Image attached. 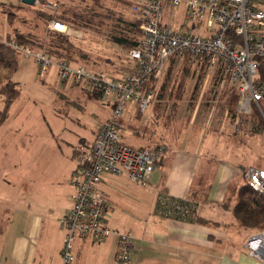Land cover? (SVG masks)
<instances>
[{"label": "rangeland", "instance_id": "obj_1", "mask_svg": "<svg viewBox=\"0 0 264 264\" xmlns=\"http://www.w3.org/2000/svg\"><path fill=\"white\" fill-rule=\"evenodd\" d=\"M133 1L137 2L138 0H37L35 5L25 4L22 0H14V2L10 0L11 5L7 9L15 12V15L12 16L14 23L10 27L6 16L4 18L0 16V34L5 35L14 29L15 32L30 31L40 36L36 39L37 42H43L48 46L53 35L50 23L61 16L64 10L71 9L78 13L93 10L95 14H99L107 12V9L103 11L102 6H104L117 14L111 15L112 17L121 15L137 20L139 23L138 17L132 9ZM185 13L184 5L177 10L166 8L163 22L175 27L184 19ZM105 16L74 24L64 20L67 31L61 33L65 37L71 36L74 51L70 50L71 55L65 53L63 55L74 67H89L87 65L89 64L92 69L104 72L109 77H120L126 75L132 66L129 62L130 47L110 39L112 35L117 34L116 21H102L106 19ZM194 59L190 53L176 54L170 58L165 72L171 76L167 84L169 85L168 89L165 90L166 93L163 97L155 99L152 108L141 112L136 110L135 100L128 102L124 116L121 118L124 123L118 130L125 141L135 145L141 143L127 126L125 119L127 114L135 117L136 127H141L145 122H149L145 134L151 137L152 141H157L154 143L155 145L160 142L184 150L191 149L188 145H183L190 138H188L186 128L193 126L192 123L195 120L192 118L195 112L198 119L202 120V123L197 127H203L207 123H212L211 126H213L216 121L219 122L222 119L220 117L225 110V102L222 101L224 94L219 95V91L224 87L216 83L217 73L211 75V72L207 71L205 76L200 63ZM17 60L20 63V68L12 77L18 82L17 87L20 88L21 95L17 97L12 110L13 104L10 106L8 117L0 126V129L5 126L0 133V227L2 226L1 233H3V227H10L13 236L25 231L31 226L33 217L46 210L48 199L45 194V186L49 181L48 177L40 175L53 164L52 161L48 162V159L56 157L54 155L56 152L61 154L62 149L73 147L81 139H92L95 131L100 129L110 116L113 107V104L111 106L105 104L107 103L106 99L92 98L86 95L83 91L85 87L83 83L71 86L72 90L68 92H60L62 83L55 76L56 67L54 65L51 66L49 75L43 81L40 80L39 67L33 58L19 53ZM188 65L189 67H187ZM185 66L195 73L188 81L186 92L179 97L181 93L177 94L172 91L171 87L177 85ZM8 70L0 67V77L3 81L1 86L6 83L5 76L11 72ZM113 97V95L108 96L110 100ZM217 99L218 103L215 102ZM4 103L5 99L1 97L0 111L4 108ZM213 107L216 108L218 117L214 121L211 117ZM246 126L247 132L243 131L236 137H225L220 147L212 150L221 158L223 157L224 163L231 168L244 171V174L234 177L231 183L233 187L246 180L247 169L251 166L264 168V118L259 111L254 118L247 120ZM196 129L200 130V128ZM204 132L206 133V131ZM206 136H202V138L204 139ZM211 136L212 133L209 131L205 144L201 138L192 139L189 142L190 145H194V149L202 150L203 158L199 167L198 179H201L205 186L212 179L215 169V164H209L207 161L208 158L215 157L207 154ZM83 143H92V141L79 142L76 148ZM212 145L211 143V147ZM61 158H57L58 166L62 164ZM124 175L121 173L116 176L124 177ZM108 176L100 183L99 187L109 200L112 199V195L119 203L112 219L109 218V222L123 230L135 227L136 233L139 232L138 225L141 224V220L145 221L143 213L147 215L141 205L142 200L125 201L124 197L130 194L139 195L143 189H140L138 184H142L130 181L126 184L120 181L117 183L115 179L109 185ZM119 189H121V195H116ZM68 202L67 198L65 204ZM3 206L10 208V212ZM66 214L67 212L64 215ZM60 220L59 224L65 236V230ZM5 223L8 226L4 225ZM6 235L10 239L5 230L3 236ZM50 237L53 238V236ZM0 258L3 259L1 254Z\"/></svg>", "mask_w": 264, "mask_h": 264}, {"label": "built area", "instance_id": "obj_2", "mask_svg": "<svg viewBox=\"0 0 264 264\" xmlns=\"http://www.w3.org/2000/svg\"><path fill=\"white\" fill-rule=\"evenodd\" d=\"M182 5L186 13L181 23L175 27L164 24L165 9L177 10ZM132 9L142 37L139 45L129 50L131 70L120 77H109L87 66L74 67L64 59L54 58L44 47L36 49L0 36V43L34 59L40 80H46L54 65L60 83H83L91 90H100L106 105L113 104L94 142L83 143L75 151L76 167L70 180L74 187L72 206L60 220L65 230L61 264L74 263L78 239L101 244L112 235L118 238L116 264H130L134 236L109 225L112 206L99 186L107 175L121 173L146 185L168 153L165 145L133 147L118 130L129 101L135 100L141 112L152 107L172 56L190 53L201 65L208 64L210 70H222L221 85H228L239 96L233 117L235 130L247 127V120L254 118L257 111L264 118V80L259 78L264 64V0H138ZM50 28L67 31L66 23L58 19L50 23ZM109 95L114 96L112 100ZM245 177L264 196V168L251 166ZM182 199L159 195L157 213L192 218L197 214V204L189 205L192 215L177 202ZM245 248L264 263V229L250 234Z\"/></svg>", "mask_w": 264, "mask_h": 264}, {"label": "crops", "instance_id": "obj_3", "mask_svg": "<svg viewBox=\"0 0 264 264\" xmlns=\"http://www.w3.org/2000/svg\"><path fill=\"white\" fill-rule=\"evenodd\" d=\"M3 4L10 6V0H0V16L3 18L6 16L7 21L8 17ZM18 68H20V63ZM211 75H213L212 72ZM218 85L221 83L219 82ZM60 87L62 93L72 90L71 87ZM222 87L224 89L219 91V95L224 94L222 101L225 102V110L220 117L222 119L219 122L216 121L213 126H211L212 123H207L203 127H197L202 123V120L198 119L195 112L192 118L195 122L190 121L193 126L186 128L188 138H190H187V142L183 145H188L191 149H176L166 144L168 153L149 177L148 183L146 185L138 184L143 190L139 192V195L130 194L124 197L125 201L142 200L141 205L147 215L143 213L145 221L141 220V224L138 225L139 232L136 233L135 227L123 230L109 222L112 228L133 234L134 248L130 264H264L249 255L245 248L248 236L259 230L243 225L234 215L232 209L235 201V188L231 183L234 177H239L244 174V171L231 168L224 163L223 157L221 158L215 151H212L214 148L220 147L223 143L222 140L225 137H230L235 130L234 119L230 114V93L233 90L228 85ZM16 99L13 101V105L11 104V110L14 108ZM215 102L218 103L219 100L217 99ZM211 117H213V121L218 118L215 107L212 109ZM125 119L127 126L141 142L139 145H135L124 140L127 144L139 148L155 145L154 143L157 141H152V138L145 134L149 122H145L141 127H136L137 122L134 116L131 117L127 114ZM4 127L0 129V133ZM196 128H200V130ZM241 130L247 132L248 128L243 127ZM98 131L99 129L95 131L92 139H81L79 142H94ZM209 131L212 136L208 142L209 151L207 154L215 157L208 158L207 161L209 164L214 163L215 169L209 184L204 186L201 179H198L199 167L203 158L202 150L194 149V145H190L189 142L192 139L201 138L205 144ZM205 135L207 136L203 139L202 136ZM78 143L73 147L62 149L61 154L56 152L54 154L56 157L48 159V162H53L51 167L40 175L48 177L49 181L45 186V194L48 199L46 210L41 211L40 215H35L30 223L31 226L15 236L10 232V227H3V233H1L2 226L0 227V254L3 258H0V264L62 263L61 251L64 231L61 230L59 220L72 205L71 195L74 192V187L70 180L76 167L75 148ZM59 157H62L61 166H58L57 158ZM121 177L123 176L109 175L107 178L109 185L115 179L117 183L118 181L124 184L128 181L135 183L126 174L123 178ZM120 190L116 195H121ZM191 193L199 196L198 199L193 198ZM161 194L192 199L198 206V220L192 221L159 215L157 204ZM67 198L69 202L65 204ZM111 198L112 213L109 214V218L112 219L119 203L112 195ZM4 208L10 212V208L7 206ZM4 225L8 226L7 223ZM5 230L10 239L7 235L3 236ZM117 248L118 238L116 235H112L101 244L94 243L89 239H78L75 244L76 260L73 264H116Z\"/></svg>", "mask_w": 264, "mask_h": 264}, {"label": "trees", "instance_id": "obj_4", "mask_svg": "<svg viewBox=\"0 0 264 264\" xmlns=\"http://www.w3.org/2000/svg\"><path fill=\"white\" fill-rule=\"evenodd\" d=\"M134 2V1H133ZM138 2V1H137ZM136 2H134L135 4ZM133 4V5H134ZM4 5V11L8 17V22L10 23L9 25L14 23V20L12 18L13 14L15 15V12L13 10H8L7 7L8 5ZM103 7V11L107 12H100L99 14H95L93 10H86L84 13H78L75 10L69 9L64 10L63 14L61 16H58L55 19L61 20L63 22L67 21L70 22L71 24L74 23H80V21L83 20H92L95 17H101L103 15H106V19L102 21H107V20H115L116 24L115 27L117 34L111 36V40L118 44L122 45H127L128 47L134 48L137 47L140 43L141 37H142V31L140 30V25L137 20L133 19H128L127 17L124 16H116L112 17L111 15H117L114 13L110 8H105ZM6 8V9H5ZM95 9V8H94ZM17 15V12H16ZM65 20V21H64ZM66 23V22H65ZM181 23V22H180ZM179 23V24H180ZM168 25L167 23H164ZM178 24V25H179ZM171 26V25H169ZM12 27V26H11ZM174 27V26H172ZM18 29V28H16ZM52 37L50 41L48 42V46L44 45L43 42H37L36 39L39 38V35H36L30 31H16L15 29L12 32H9L5 35L0 34V36H3L6 40H16L18 43L23 44L25 46H30L33 48H41L44 47L45 51L52 55L56 59H64L68 61L66 57H64L63 53L71 55L69 52L70 50L74 51L73 49V43H72V38L71 36L65 37L61 32L52 30ZM140 34V35H139ZM38 36V37H37ZM17 52L10 46L0 43V67H4L9 69L11 74H7L5 76L6 83L2 85L3 81L2 78L0 77V98L3 97L5 99L4 103V108L0 111V126L1 124L7 119L8 114H9V108L13 101L21 94L20 88L17 87V81L13 79L12 75L18 70L19 67V62L17 60ZM130 62V60H129ZM86 64V63H84ZM91 69L92 67L87 64ZM168 67V66H167ZM189 67V65L187 66ZM200 67H202L203 73L207 71H211L214 74H216V83L218 84L221 81V78L223 76L222 70H210L208 64L203 63V65L200 64ZM8 70V71H9ZM131 70V68H130ZM167 70V69H166ZM129 72V71H128ZM166 72V71H165ZM193 71L189 70L184 67L183 72L180 74L179 81L177 85L174 87L172 86L171 88L173 89L172 91H175L177 94L181 93L179 97H181L187 89V84L190 79V77L193 75ZM208 74V73H207ZM165 76V77H164ZM163 79L161 81V89L158 91V97L161 98L163 95L166 93V89L169 85V80L171 78L170 74H164ZM259 78L264 80V64L260 66L259 69ZM163 82V83H162ZM81 84V83H79ZM165 84V85H164ZM78 85L77 83H71L65 81L64 83L61 84V86H76ZM179 91H177V90ZM83 91L86 93V95L94 98H101L103 99L104 95L100 90L97 89H89L88 87H84ZM64 97V95H61ZM230 101H231V107H230V114L232 117H234L236 113V107L238 104L239 96L238 94L233 90L230 93ZM255 115L257 113L255 112ZM122 125L123 122L121 121ZM102 127V126H101ZM240 128L239 130H234V133L230 135V137H236L239 135V133L243 132ZM100 130V129H99ZM241 130V131H240ZM156 145H165L166 144H156ZM204 185V184H203ZM205 186V185H204ZM234 192H235V201L232 206L233 213L237 217V219L245 226L253 228V229H261L264 228V196L255 191L245 180L243 183H241L238 186H234ZM191 196L193 198L198 199L199 196H196L191 193ZM206 197V196H205ZM204 199V198H202ZM181 202V206L185 207L186 209H189V214H192L191 209H190V203L194 202L192 199L187 198V199H182V200H177V202ZM230 207V205H229ZM193 215V214H192ZM197 214L194 215L192 218H180V219H185V220H198Z\"/></svg>", "mask_w": 264, "mask_h": 264}, {"label": "water", "instance_id": "obj_5", "mask_svg": "<svg viewBox=\"0 0 264 264\" xmlns=\"http://www.w3.org/2000/svg\"><path fill=\"white\" fill-rule=\"evenodd\" d=\"M22 1H23V3H25V4L35 5V3H36L37 0H22Z\"/></svg>", "mask_w": 264, "mask_h": 264}]
</instances>
